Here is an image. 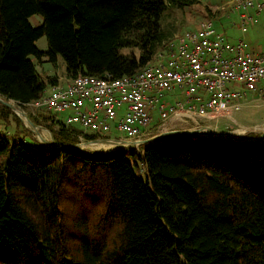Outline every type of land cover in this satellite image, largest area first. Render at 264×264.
I'll return each mask as SVG.
<instances>
[{"label":"trees","instance_id":"16d2710c","mask_svg":"<svg viewBox=\"0 0 264 264\" xmlns=\"http://www.w3.org/2000/svg\"><path fill=\"white\" fill-rule=\"evenodd\" d=\"M164 9L163 0H0V96L24 107L45 94L30 55H60L67 78L138 72L172 38ZM28 117L57 144L79 141V128L55 116ZM30 143L0 134V264H264V136L154 139L104 155Z\"/></svg>","mask_w":264,"mask_h":264},{"label":"built area","instance_id":"2783aa9c","mask_svg":"<svg viewBox=\"0 0 264 264\" xmlns=\"http://www.w3.org/2000/svg\"><path fill=\"white\" fill-rule=\"evenodd\" d=\"M229 2L241 18L240 28L257 22L264 9V0ZM262 78L264 49L248 48L242 38L228 40L212 20H205L198 29L169 39L132 75L113 78L107 72L102 76L79 73L66 77L65 83L52 84L40 99L25 106L32 116L44 110L78 127L76 137L82 147L100 144L87 139L86 133L103 135L115 130L124 147L139 149L149 135L166 131L171 118L198 124L197 118L230 115L240 109L248 92L264 96V86L256 85ZM166 96L181 97L168 102ZM153 110L160 117L154 133L149 131Z\"/></svg>","mask_w":264,"mask_h":264},{"label":"rangeland","instance_id":"374dc122","mask_svg":"<svg viewBox=\"0 0 264 264\" xmlns=\"http://www.w3.org/2000/svg\"><path fill=\"white\" fill-rule=\"evenodd\" d=\"M163 1L165 3V9L160 19V26L162 30L169 32V37L184 33L188 30L198 29L205 20H212L216 30L225 34V37L228 40L242 38L248 48L257 46L264 47V28H260V25L264 26V22L260 21V16L258 17L257 22L240 28L239 24L241 22V18L231 9L232 2H229V0H195L193 3L183 6L171 4L169 0ZM262 14H264V10L260 15ZM41 21V14H33L29 17V22L32 26L39 25ZM35 44L40 51L45 52L47 50L48 46L45 36L38 38ZM121 51L125 52L128 51V49L122 48ZM29 57L34 62L37 74L47 84V90L50 88V83L48 81L49 77H56L60 83H65V64L60 55H57L55 60H50L49 55L47 54H42L40 58L34 55H30ZM256 85L264 86V78L257 81ZM247 96L246 100L243 99V102L245 101L243 106L230 114L236 122L232 121V117L227 118L228 122L226 128H229V126H233V128H237L238 130H246L247 128L255 132L251 134H256L264 129V96H258L256 91L248 92ZM2 105L5 106V104L0 102V106ZM15 105L16 110H23L24 114L19 113L20 115L18 116L12 108L8 107L10 112L9 115L6 118L0 116V134L9 141L26 140L29 144H31V140H36L41 144H44L42 141L45 140L51 141L52 135L49 128L43 124H36V126H32L27 119L22 120L20 118V116H22L23 118L26 117L29 119L28 116H31V114L28 111V106L20 108L17 104ZM39 112L41 115H48V113L44 110H39L37 114H39ZM64 116L65 113L61 114L60 117L62 118ZM218 117H220V115H213L211 118L217 119ZM173 119L174 118H171V124L175 127H177V124L179 123L182 125H188V120L183 117H180V121ZM198 120H200V118L196 119V121ZM20 123L21 126L19 125ZM109 132L107 133L109 134ZM107 133L103 134V137L99 136L98 138H110V135H107ZM228 135L229 134H227V136ZM184 137L188 139L187 137H189V135L178 134V136L174 137V134H170L169 136H166L165 134L162 137L156 138V141L176 142L183 140ZM31 146H34V144H31ZM81 151L95 153L85 146L81 148ZM111 152L100 154H107Z\"/></svg>","mask_w":264,"mask_h":264},{"label":"crops","instance_id":"0c3cea01","mask_svg":"<svg viewBox=\"0 0 264 264\" xmlns=\"http://www.w3.org/2000/svg\"><path fill=\"white\" fill-rule=\"evenodd\" d=\"M260 21L264 22V14L260 15ZM260 28H264V26L260 25ZM253 49L254 50L255 49L256 50L264 49V47L257 46V47H253ZM178 97H181V96H166V100L168 102H173ZM152 113H153L152 114V121H151V124L149 125V131L154 133L155 131H157V129L159 127L160 117H159L158 110H153ZM213 115H215V114L212 113L208 117L201 118L198 124H194V123L188 121L187 122L188 125H182L181 123H179V124H177V127H175L171 124V122H168L166 124V126H167L166 130L171 131V132L166 134V136H169L170 134H174V137H175V136H178V134H187V135H189V137H187L188 140H193V139L198 138V136L194 135L191 132H193L194 129H196V128L206 126L208 128H211V130H213L215 132V135L218 136L217 138L244 140V139L253 137L254 134H251V133H253L254 131H251L247 128H246L247 131L245 129L238 130L237 128H233V126H229V128H226L227 122H228L227 118H231L232 115H220V117H218L217 119H212L211 117H213ZM216 116H219V115H216ZM223 118H224V120H223ZM173 120L180 121V119H173ZM215 120H217V121H215ZM232 121L236 122L233 117H232ZM228 125H230V124H228ZM259 132H257V133H259ZM227 134H229V135L227 136ZM107 135H110V137H112V138H120L119 133L115 130H111L109 132V134L107 133ZM150 137L151 136L149 135L148 138H150ZM184 139H186V138L184 137ZM151 140H153V139H151Z\"/></svg>","mask_w":264,"mask_h":264},{"label":"water","instance_id":"95a60500","mask_svg":"<svg viewBox=\"0 0 264 264\" xmlns=\"http://www.w3.org/2000/svg\"><path fill=\"white\" fill-rule=\"evenodd\" d=\"M0 102L5 104L9 108H12L18 116L20 115L18 112H16L17 111L16 108H15L16 107V105H15L16 103L14 104V101H12L11 99L7 100L5 98H1V96H0ZM20 113L24 114L23 110H21ZM20 118H21V116H20ZM26 119L32 126H36V124L33 123L30 119H28V118H26ZM206 128L207 129H205L204 127L203 128H196L191 133H193L194 135L198 136V138L202 137V138H208V139H211V140L218 139V140H229V141H234V142H251L253 140H256V139L264 136V129H263L257 135H255V136H253L251 138L244 139V140L224 139V138H217L218 136L215 135V132L213 130H211V128H208V127H206ZM169 132H171V131H168V130L163 131L161 133H158L154 137H150V138L145 139L144 142H148L151 139L154 140L155 138L161 137V136H163L165 134H168ZM91 141L94 142V143H103V142H112V143L121 142L122 143L121 139L112 138V137H110V138L104 137V138H98V139L96 138V139H93ZM42 142L45 145L54 146V147H57V148H64V149H68V150L76 151V152H81V148H82V145H83V143H81V142H78L76 144H68V145L67 144H57L56 142L53 141V139H51V141H46L45 140V141H42ZM128 148L129 147L118 148V149L114 150L111 153H114V152L120 151V150H127ZM93 154H95V155H104V154H100V153H96V152L93 153ZM107 154H110V153H107Z\"/></svg>","mask_w":264,"mask_h":264},{"label":"bare ground","instance_id":"6f19581e","mask_svg":"<svg viewBox=\"0 0 264 264\" xmlns=\"http://www.w3.org/2000/svg\"><path fill=\"white\" fill-rule=\"evenodd\" d=\"M18 113H20V110H17ZM125 146V143L117 142V143H112V142H103L97 145H90L88 148L91 149L92 151L96 153H106V152H111L114 151L118 148H122Z\"/></svg>","mask_w":264,"mask_h":264}]
</instances>
